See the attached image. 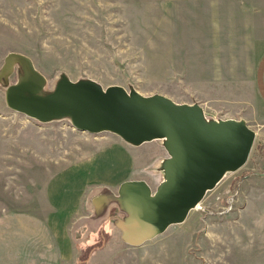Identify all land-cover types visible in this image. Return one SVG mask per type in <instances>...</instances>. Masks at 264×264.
<instances>
[{"label": "rangeland", "instance_id": "rangeland-1", "mask_svg": "<svg viewBox=\"0 0 264 264\" xmlns=\"http://www.w3.org/2000/svg\"><path fill=\"white\" fill-rule=\"evenodd\" d=\"M263 46L264 0H0V69L7 54L19 53L48 88L64 73L71 81L197 103L206 118L243 120L256 134L246 165L208 192L184 223L138 248L109 223L101 238L70 233L74 264H264V161L255 151L264 143V111L253 77ZM17 78L14 70L0 85V264H72L63 262L48 228L46 185L105 143L128 144L12 112L4 90ZM152 145L133 152L139 161L125 177L154 191L161 180L154 166L167 154ZM118 169L117 180L124 176ZM101 176L93 182L101 184ZM118 216L112 209L108 218Z\"/></svg>", "mask_w": 264, "mask_h": 264}, {"label": "water", "instance_id": "water-1", "mask_svg": "<svg viewBox=\"0 0 264 264\" xmlns=\"http://www.w3.org/2000/svg\"><path fill=\"white\" fill-rule=\"evenodd\" d=\"M14 70L17 81L4 90L12 112L37 124L63 121L81 133L112 134L135 148L156 142L167 154L154 166L161 176L154 191L144 181H125L117 194L106 187L92 189L86 200L92 216L73 224L72 239L82 227L105 219L129 247L156 239L184 223L208 192L243 168L256 139L245 121L208 119L197 103L176 104L120 86L103 88L88 79L71 81L64 73L48 88L31 59L19 53L4 58L0 85ZM112 209L119 216L109 220Z\"/></svg>", "mask_w": 264, "mask_h": 264}, {"label": "crops", "instance_id": "crops-1", "mask_svg": "<svg viewBox=\"0 0 264 264\" xmlns=\"http://www.w3.org/2000/svg\"><path fill=\"white\" fill-rule=\"evenodd\" d=\"M253 77L255 93L259 103L258 105L262 111H264V46L260 48L256 56ZM261 127L264 128L263 125ZM117 139L120 140L119 138ZM152 144L156 143H147L135 148L111 141L107 145L106 143L105 145H102L103 147L92 157L77 162L72 166H68L64 170L55 174L54 177L50 178L46 185V198L49 207L52 209V217L49 220L48 228L50 234L61 247L63 262H68L71 259L72 264L75 263L70 241L71 237H69L70 231L76 221L85 217L91 218L92 213L87 210L86 200L92 189L106 187L109 190L114 191V189H117L121 183L128 181L130 176L128 175L125 177L127 170L131 169V167L135 165V162L139 161L137 155L133 152L141 150L140 148L143 146L153 147ZM126 148H130L128 149V152ZM118 167L121 169L120 175L124 173V176L117 180L116 175L119 174L114 173L120 171ZM129 173L130 171H128V174ZM97 175H102L101 177L104 181H102L101 184L93 182L94 179L98 180ZM86 177H89L88 184H86L83 179ZM78 180H83L79 191L76 186ZM106 223H108V220L106 219L92 223L91 225L96 230H91L90 227L86 225L79 229L80 232L77 231L80 234L78 235L81 237L88 236L87 238L90 239L94 238V236H99L101 238L104 234L108 233L103 227ZM101 228L102 231H99ZM60 263L61 262H59V264Z\"/></svg>", "mask_w": 264, "mask_h": 264}, {"label": "trees", "instance_id": "trees-1", "mask_svg": "<svg viewBox=\"0 0 264 264\" xmlns=\"http://www.w3.org/2000/svg\"><path fill=\"white\" fill-rule=\"evenodd\" d=\"M256 153L261 157V159L264 161V143H258L255 147ZM90 253V252H89ZM81 257V255H80ZM85 260L78 259L76 264H83Z\"/></svg>", "mask_w": 264, "mask_h": 264}, {"label": "built area", "instance_id": "built-area-1", "mask_svg": "<svg viewBox=\"0 0 264 264\" xmlns=\"http://www.w3.org/2000/svg\"><path fill=\"white\" fill-rule=\"evenodd\" d=\"M263 173H261L262 176H264V171H262Z\"/></svg>", "mask_w": 264, "mask_h": 264}, {"label": "bare ground", "instance_id": "bare-ground-1", "mask_svg": "<svg viewBox=\"0 0 264 264\" xmlns=\"http://www.w3.org/2000/svg\"><path fill=\"white\" fill-rule=\"evenodd\" d=\"M198 207H199V206H197V208H195V209H198Z\"/></svg>", "mask_w": 264, "mask_h": 264}]
</instances>
